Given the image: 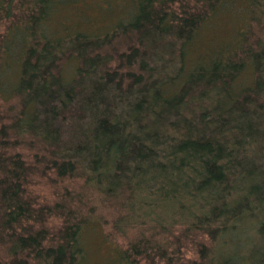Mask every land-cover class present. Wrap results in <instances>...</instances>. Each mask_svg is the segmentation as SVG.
<instances>
[{"label": "trees", "instance_id": "obj_1", "mask_svg": "<svg viewBox=\"0 0 264 264\" xmlns=\"http://www.w3.org/2000/svg\"><path fill=\"white\" fill-rule=\"evenodd\" d=\"M76 1L0 0V264H264V0Z\"/></svg>", "mask_w": 264, "mask_h": 264}, {"label": "rangeland", "instance_id": "obj_2", "mask_svg": "<svg viewBox=\"0 0 264 264\" xmlns=\"http://www.w3.org/2000/svg\"><path fill=\"white\" fill-rule=\"evenodd\" d=\"M104 2L105 0H77L73 4L61 6L56 9L52 18L49 20L47 27L51 32L58 34L62 33L65 28H67V30L82 29L87 31H104L105 29H108L110 24L114 22L116 19L115 17H118L117 15H114L115 17H111L109 15H99L98 8L105 6ZM232 9V11H227L223 15L217 17L219 18L218 21L221 22L217 32L218 36L220 37L226 38L231 32L234 34V27L235 29L237 28L236 30H238L244 26L242 16L238 13L236 8ZM80 15L89 19V22L85 23L84 20L80 18ZM213 36L214 35H212V30H210V28H204L202 33L199 35L198 41L194 42L195 46L192 49L193 53L196 52V49H204L206 47L205 44H207L208 41H211ZM73 68V64L71 65V63H69L66 67V72L71 73ZM249 74V72L244 74L245 80L250 78ZM8 80L11 83V81L14 80L13 75H10ZM1 95L2 92H0V102L2 100ZM36 191L44 195L50 193L48 186L39 185L37 186ZM249 226L250 223H247L246 227L249 228ZM85 242L87 243L90 262L104 259L107 256L109 250L113 249L114 246L111 244V242L106 244L100 242L96 236H87ZM1 254H3V252L0 251V255Z\"/></svg>", "mask_w": 264, "mask_h": 264}]
</instances>
